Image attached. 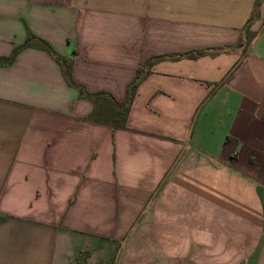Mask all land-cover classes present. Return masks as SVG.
I'll return each mask as SVG.
<instances>
[{"label": "crops", "instance_id": "crops-1", "mask_svg": "<svg viewBox=\"0 0 264 264\" xmlns=\"http://www.w3.org/2000/svg\"><path fill=\"white\" fill-rule=\"evenodd\" d=\"M257 1L0 0V264H264Z\"/></svg>", "mask_w": 264, "mask_h": 264}, {"label": "trees", "instance_id": "trees-1", "mask_svg": "<svg viewBox=\"0 0 264 264\" xmlns=\"http://www.w3.org/2000/svg\"><path fill=\"white\" fill-rule=\"evenodd\" d=\"M257 3H259V0L257 1ZM251 19L252 18H250V20L248 21L247 28L249 27ZM32 46H39L42 49H44L45 51H47L61 66L63 74H64L68 84L77 88L78 90H80V93L82 96L92 97V95L87 93L86 90L80 84L76 83L73 80L72 73H71V62H70V60H68L66 58H62L59 55H57V53L53 50V48L47 42L43 41L42 39H39L38 37L34 36L33 34H29L26 42L23 45L15 48L9 57H0V66L12 65L14 63V61L16 60L17 55L22 50L29 48V47H32ZM205 53L206 52H196L194 54L193 52H190V53H185V54H181L178 56H168L166 58L160 57V58H156L154 60H150L144 66L139 68L137 70V74H136L134 81L129 85V87L127 89V94H126L125 100L121 103L115 102L116 103V110L114 112V123H115V125L118 127H126V123H127V119H128L129 113H130V109L132 107L134 98L137 94L138 88H139L140 84L142 83V81L146 78V76L149 75V73H150L149 69L155 62H157L159 60H164V59L175 60V59H179V58H183V57L193 58V57H197L200 55H204Z\"/></svg>", "mask_w": 264, "mask_h": 264}]
</instances>
